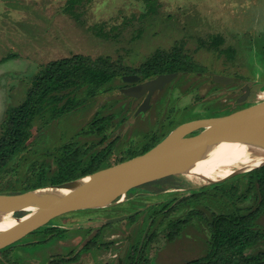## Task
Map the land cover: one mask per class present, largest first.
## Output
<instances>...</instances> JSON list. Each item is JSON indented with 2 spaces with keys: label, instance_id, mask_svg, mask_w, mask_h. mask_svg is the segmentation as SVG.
Listing matches in <instances>:
<instances>
[{
  "label": "rangeland",
  "instance_id": "rangeland-1",
  "mask_svg": "<svg viewBox=\"0 0 264 264\" xmlns=\"http://www.w3.org/2000/svg\"><path fill=\"white\" fill-rule=\"evenodd\" d=\"M69 2L0 0V59L11 57L0 63V135L6 110L24 101L33 76L53 60L72 54L105 56L137 68L156 52L179 51L193 73L177 75L161 93L169 96L153 98L152 107L138 117H133L138 101L120 97L118 80L67 115L52 119L45 112L33 121L27 148L13 159L2 188L28 181L41 169L54 171L57 149L65 144L83 152L102 136L118 134L117 158L160 128L169 114L178 125L200 119V112L204 118L218 117L264 99V0H75L76 17L64 11ZM214 75L231 77V82H211ZM79 98L87 97L80 93ZM95 119L103 120L92 126ZM97 127L102 132L96 133ZM249 182L248 175L241 174L197 188L181 176L167 175L130 189L116 205L55 217L39 229L55 226L63 231L23 249L28 241L45 239L37 233L25 235L0 264H47L73 256L101 227L98 245H111L89 249L79 264H127V253L119 254L125 241L144 243L151 233L144 254L147 264H183L205 253L211 213L245 212L255 205L257 189ZM127 215L132 219L105 223ZM178 220L184 222L177 238L169 239ZM256 227L264 228V212ZM252 247L246 253L263 248L264 242ZM108 260L114 262L105 263Z\"/></svg>",
  "mask_w": 264,
  "mask_h": 264
},
{
  "label": "trees",
  "instance_id": "trees-1",
  "mask_svg": "<svg viewBox=\"0 0 264 264\" xmlns=\"http://www.w3.org/2000/svg\"><path fill=\"white\" fill-rule=\"evenodd\" d=\"M74 3L75 0H70L64 11L76 17ZM218 40L220 43L222 40L220 36H218ZM10 58V56L3 57L0 59V63ZM130 72L138 73L146 78L159 74L191 73L192 70L187 64V56L179 51L156 52L137 68L123 67L113 62L109 57L92 58L83 54H72L44 65L33 76L24 101L18 106L9 107L1 121L0 193L24 192L47 184H57L75 179L142 154L158 143L160 139H154L141 151L129 152L113 163H103L97 157L88 161L82 160L77 155V149H73L71 144H65L60 147V150L57 149L59 156L53 160L56 166L54 171L48 172L41 169L35 177L28 181L16 180L15 184H7L5 188L1 187L4 182L9 181L5 177L12 169L13 159L27 148L35 119L42 117L45 112H48L52 119L67 115L87 99L96 96L101 90L111 89L107 85L115 80H121V76ZM80 93L87 98H79ZM102 120L95 119L91 124L94 126ZM101 130L102 128L99 129V132ZM105 138L98 142H103ZM246 175L250 178V186L255 185L257 189L258 198L255 205L246 208L245 212H240L237 209L236 212L227 214L211 213V217L206 219L209 229L207 252L183 264H264V247L246 253L247 250L253 248L252 246L264 242V228L256 227L257 218L264 212V166L246 173ZM184 200L181 201L184 202ZM129 219H132V216ZM183 222L178 220L172 223L173 229H171L169 239H173L178 234L179 227ZM55 231L63 230L54 226L38 228L31 233L41 234L40 237L43 236L45 238L43 240L48 241L54 238L53 232ZM153 237L154 233H151L145 238V242H150ZM44 241L39 240L37 243ZM12 247L13 244L1 249L0 255L6 257ZM60 261L63 262V260Z\"/></svg>",
  "mask_w": 264,
  "mask_h": 264
},
{
  "label": "water",
  "instance_id": "water-1",
  "mask_svg": "<svg viewBox=\"0 0 264 264\" xmlns=\"http://www.w3.org/2000/svg\"><path fill=\"white\" fill-rule=\"evenodd\" d=\"M175 73L159 74L144 83L119 90L137 96L161 88ZM134 75H123V82H135ZM213 80L231 82V78L215 75ZM146 100L136 113L144 111ZM254 121L257 132L264 130V99L229 114L187 121L172 128L146 152L92 173L57 184H47L18 193H0V213L20 214L16 222L0 228V250L46 225L55 217L79 210L101 209L124 200L132 188L153 181L161 171L162 178L178 175L197 188L216 186L227 180L264 166V146L248 160H225L228 144L238 142L239 133ZM195 134H192L194 133ZM227 148V149H226ZM108 219L105 223L123 220Z\"/></svg>",
  "mask_w": 264,
  "mask_h": 264
},
{
  "label": "flooded vegetation",
  "instance_id": "flooded-vegetation-1",
  "mask_svg": "<svg viewBox=\"0 0 264 264\" xmlns=\"http://www.w3.org/2000/svg\"><path fill=\"white\" fill-rule=\"evenodd\" d=\"M193 73V72H192ZM175 77L170 80L169 82H167L165 85H163L161 88H157L155 90H153L151 92V94L148 96L147 98V92H143L142 94H139L137 96H133V95H125V94H122V93H119L120 94V97L122 98H127L129 101L131 102H136L138 101L137 103V106L134 110V113H133V117H138L139 115L141 116V114L145 113L148 109H150L152 107V99L153 98H167L169 95L167 96H164L162 95L161 93L167 88V85L172 82L173 80L176 79L177 73H175ZM183 74V73H182ZM190 74V73H189ZM125 75H134V76H137L138 79H136L135 82H123L122 80H118L119 82H121L122 84L119 86V90L121 89H124V88H128V87H133L135 85H138V84H141V83H144L148 80H151L153 77H156V75H152V76H148L146 78L142 77L140 74L138 73H133V72H130V73H127ZM215 76V75H214ZM231 78V77H230ZM211 82L214 81L213 80V76H211ZM114 82V81H113ZM214 83H221V82H216L214 81ZM230 83V82H229ZM223 84V83H222ZM228 83H224V85H226ZM245 88V86H244ZM169 90H172L171 87L168 88ZM242 90V89H241ZM252 89L250 90V96L252 95ZM95 97V96H94ZM93 98V97H91ZM147 98V104L145 105V109L144 111H140L138 113H136L137 109L141 106V104L146 100ZM206 109H204L205 111ZM204 112H200L199 114H196V117L198 118H204V114H202ZM203 115V116H202ZM164 123V124H163ZM162 123V126L160 128H157L156 130H154L153 132H149V133H146L142 140H140L138 142V144L134 145L133 147L131 148H128L125 152V154L122 153V155H120L119 153V157H115V155L117 154L116 153V148H115V144L117 143L118 140H120L118 134L116 135H110L108 137L105 138V140L103 142H96L95 144H91L90 146L88 147H85L86 149L81 152L80 151V148L79 146H76L75 144H71L73 147V149H77L78 150V157H80L82 160H85V161H88V160H91V158L93 157H97L101 160V162L103 163H113L115 162L116 159H119V158H122L124 156H126L129 152H133V151H141L142 148H144L146 145H148L150 142H152L154 139H162L172 128H174L177 123L175 124H172V116L167 115L165 116V121ZM99 129L100 128H96L95 129V132H99ZM102 132V131H101ZM192 134H195L192 133ZM104 137L102 136L101 139H103ZM111 142V143H110ZM138 145V146H137ZM140 155V154H139ZM113 165V164H111ZM65 215V214H64ZM131 217V215H127L124 219L126 218H129ZM123 219V220H124ZM207 224V223H206ZM208 228V226H207ZM60 229V228H59ZM102 235V227L101 229H97L93 235V237L88 240L87 242L84 243L83 246H81V248L76 252V254H74L73 256H70V254H67L65 256H61L60 258L56 259V260H50L48 261L47 264H79L80 263V260L82 257L86 256L87 253H88V250L90 249H93V248H98V249H103L105 250L107 247H109V245H111L109 242L106 243V244H101V245H98L97 243V239L99 237H101ZM177 238V235L173 238V239H176ZM22 239V238H21ZM19 239V240H21ZM18 240V241H19ZM39 240L41 241H44L42 238H39ZM39 240H36L35 242H26L24 245H23V249L25 248V246H35V245H39L40 243H37ZM130 238L127 239L123 245V248L122 250L120 251V256L123 255L124 252L127 253V256H126V261H127V264H147L146 262L148 260H146V258L144 257L145 255V247L148 245L147 243L149 242H145L144 240V243L140 242V243H133L131 242L130 244ZM208 240V239H207ZM17 242V241H16ZM91 242V243H90ZM15 243V242H14ZM13 243V245H14ZM37 243V244H35ZM42 243V242H41ZM90 243V244H89ZM135 247H137L135 249ZM207 242H206V251L205 253L207 252ZM122 253V254H121ZM135 253V254H134ZM204 253V254H205ZM203 254V255H204ZM202 256V255H201ZM3 257V259H2ZM200 257V256H199ZM197 258V257H196ZM0 259L1 260H6V257L5 256H1L0 255ZM194 259V258H193ZM59 260V261H58ZM60 260H63L60 261ZM192 260V259H191ZM57 261V262H56ZM190 261V260H189ZM189 261H186V262H189ZM109 262H114L113 260H108L106 261L105 263H109ZM117 263H119L117 260H116ZM185 262V263H186Z\"/></svg>",
  "mask_w": 264,
  "mask_h": 264
},
{
  "label": "bare ground",
  "instance_id": "bare-ground-1",
  "mask_svg": "<svg viewBox=\"0 0 264 264\" xmlns=\"http://www.w3.org/2000/svg\"><path fill=\"white\" fill-rule=\"evenodd\" d=\"M258 123L253 120L242 128L239 135L238 142H232L228 144V154L225 155L226 162H230L233 159L248 160L252 156H256L260 151L259 149L264 146V130L257 132L256 126ZM227 149V148H226ZM162 178L161 171L155 174L153 181L160 180ZM14 214L8 212L0 213V228L9 226L15 223Z\"/></svg>",
  "mask_w": 264,
  "mask_h": 264
}]
</instances>
